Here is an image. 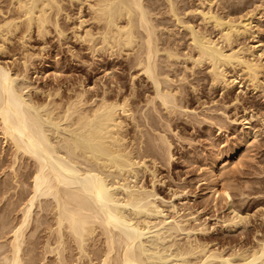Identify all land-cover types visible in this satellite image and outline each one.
<instances>
[{
  "label": "bare ground",
  "instance_id": "6f19581e",
  "mask_svg": "<svg viewBox=\"0 0 264 264\" xmlns=\"http://www.w3.org/2000/svg\"><path fill=\"white\" fill-rule=\"evenodd\" d=\"M143 1L145 0H0V54L5 53L7 44H12L11 40L14 37H17L16 41L21 46L20 58L15 57L14 60H10L11 62H8L9 60L0 62L2 172V168L9 161L7 164L9 171L3 173L7 175V179L5 178L4 183L0 185V196L3 198L12 190L11 197L14 198L8 201V206L1 207L0 210V264H210L217 259L219 262L217 264H264V236L256 238L257 242L252 245L249 243L250 246L247 244L243 247L234 246V249L225 251L196 236L199 233H208L206 232L208 227L205 221L200 222L194 213L183 214L174 203H170L171 205L166 203L169 206L162 207L156 201L158 194L154 189L155 180L151 181L152 185L149 188L141 182L140 175V172H148L154 179L156 161L150 155H153V149L156 147L153 148L151 143H146L143 148L142 143L146 138L139 129L142 122L138 120L141 118H136V107L134 108L135 104L131 103L136 100L134 94L138 89L135 88L137 86L134 78H138L142 71L145 78L141 80H149L155 90L151 98L150 95H146L147 102L154 105L151 110L159 112L161 108L168 118L176 114L178 108L184 107V111L189 109L186 107L188 103L180 105L182 101H186L180 95L184 93L171 86L172 83L177 85L175 82L180 85L187 77L181 74V81L172 82L171 76L176 78V75H173L174 73L168 75L169 73L161 71L160 65L164 64L169 65L170 70L176 68V64L177 68L181 65L184 71L188 70L185 75L194 73L197 68L205 67L210 88L218 86L227 92L237 84L240 92L245 91L244 85L247 87L249 85L255 92L264 88V77L262 79L264 43L262 39H257L251 44L244 42L247 38L254 39L258 35L260 27L257 25L258 22L254 23L253 18L255 17L253 11L258 10L232 17L233 11L230 9L232 12L230 16L226 11L227 14L224 16L218 11L217 13L213 11V0H197L199 4L196 3L195 8H192L199 14L197 16L201 23L200 27L199 24H195L196 20L191 23L184 20L185 15L184 19L180 17L185 10L179 13L175 1L166 0L167 4H164L166 15L171 16L173 18L171 21L176 24L173 28L175 30H171L175 32L176 29L182 28L186 33L187 44L186 42L184 44L188 48L187 51L184 49L186 52L184 50L180 52L178 45H174L177 42L173 38L175 47H172L169 41V46H161L164 44L161 41L164 28L160 31L159 25L164 23L160 22L159 25L153 23L150 11L157 6L147 9L148 4L145 5ZM220 1L223 4L229 0ZM65 3L70 8L74 7L73 16V13L65 11ZM229 4L231 3H228L227 7L232 6ZM160 11L158 10L159 15ZM156 12L154 18L158 14ZM63 13L68 21L74 18L72 28L74 41L92 55L107 52L109 56L115 54L117 56L118 53L119 58L124 54L134 56L131 62L139 67L140 74L136 72L137 75L133 73L130 75L128 94L117 83L118 85H115L117 95L111 91L108 96L107 89L100 90L102 94L92 93L94 95L88 97V88L82 85L81 88L75 89L72 85L66 89V94L69 92V95L63 97L61 86L39 91L36 89V93L42 94L43 99H34L30 92L26 90L24 92L26 84L17 85L18 79L24 81L27 79L32 59L40 55V51L46 47L44 39L46 40L47 35H52L51 32L54 30L59 38L63 39L66 36V30L59 24V17ZM210 27L216 32L209 31ZM156 28L162 35L161 39H158L160 36L158 37ZM166 30L171 32L170 29ZM169 31L166 32L170 33ZM168 33L166 36L171 35ZM179 33L175 32L172 35ZM34 36L42 41L38 52L29 49L30 40ZM159 41L162 43L159 44ZM68 50L72 54L74 47L70 46ZM74 55L76 56V53ZM158 56H162L163 59L158 60ZM161 60L163 63L158 64ZM19 62L21 69L13 71L15 64ZM130 65L132 66L131 63ZM228 68L231 72L233 70L232 74ZM35 72L38 73L37 70ZM238 77L242 79L238 80ZM225 94L227 93L223 95ZM239 100V96L236 95L232 101L236 105ZM142 117L147 124L152 121L150 116ZM130 122L135 126L132 136L128 130ZM255 130L247 131L245 138L246 136L247 140L257 138L261 132ZM141 137L144 139L141 140ZM157 137L159 141L156 143L148 140L164 145V148L157 145L158 151L161 148L163 154L164 152L167 154L165 158L171 157V142L165 135ZM7 145L9 153L5 152ZM147 157L153 168H149L150 164L147 165ZM219 164L214 163L208 169L214 187L217 185L218 173L221 172ZM227 188L226 186H222L220 190L214 188V192L227 193ZM37 207L42 214L36 212L37 209L35 211ZM14 211L19 212L18 216H15L18 217L15 222L9 218V214ZM232 212V215L222 219L224 227L228 229L240 225L243 220L238 212L235 213L234 210ZM145 213H153L154 217ZM153 229L157 230L155 238L158 240L162 238L164 241V238L167 239L166 236L172 234L174 237L180 235L182 239L185 237L182 244H179L182 239H179L180 241L172 239L167 245V248L174 246L172 252L181 260L178 262L169 260L170 258L161 253L164 251L161 249L151 254L145 253L147 250L139 241L144 234ZM42 230L45 234L39 235ZM38 248L41 249L40 254L36 252Z\"/></svg>",
  "mask_w": 264,
  "mask_h": 264
},
{
  "label": "rangeland",
  "instance_id": "374dc122",
  "mask_svg": "<svg viewBox=\"0 0 264 264\" xmlns=\"http://www.w3.org/2000/svg\"><path fill=\"white\" fill-rule=\"evenodd\" d=\"M158 1L157 0H151V1L145 0L143 1V3L145 5L148 4L147 5L148 7L146 6L147 9H149L151 6H155V7L157 6L152 11H150V15H151L150 17L153 23L156 25H159L160 22L164 23V24L159 25V27L161 28L158 27L160 31H162V29L164 28L162 31L164 32L162 33V35L164 36H162L159 29L156 28L158 31L157 33L158 37L160 36L158 39H161V36L163 38V40L161 41L164 44H162L161 46L162 47H164L163 45L169 46L170 44L172 45V47H175L174 45H178V47L176 46L179 49L178 51L183 52L184 49L186 50L188 48V46H186L187 37L185 36L186 34L185 30L178 27L182 31H180L179 29H176L180 33L175 31L176 33H179V34L178 35L175 34V36H173L175 32H173L172 30H175L173 28L174 26H176V24H174L175 23L174 21L173 22L171 21L173 19L171 16L167 17L168 15H166L167 14V12H165L166 5L164 4L165 3L167 4V2L166 0L164 1L158 0ZM173 1H175L174 3L177 9L179 10L178 11L179 13L185 10L182 14H180V17H183L185 15L184 16L185 19L184 17L183 19L191 21V23H193L192 21L196 20L195 24H199L198 26L201 27L199 17L197 16L199 14H196L198 13L197 10L194 11V9L192 8L196 5V3L199 4L197 0H190V1L189 0H173ZM213 1H214V3L212 4V7H214L212 8L214 9L213 11H215L216 13L218 11L221 15L228 13L230 16V13H232L231 11H233V14H231L232 17L233 16L238 17V16L245 15L246 12H250V11L257 9L258 11L256 12L258 13L253 11L255 14V17L253 18H254V23L256 22L259 23V24L257 23L258 27H260L258 31V35L254 39L247 38L246 40H244V42H248L249 44H251V43H254L255 40L257 39H262L261 41L264 43V30H263L264 29V0H234L235 2H233L232 0H229L231 2L228 1L227 3H223V4L220 0L218 1L213 0ZM228 3H231L229 5H232V6L227 7ZM236 3L238 4L236 5ZM182 4L184 6L185 5L187 6L181 8V6H183ZM221 4L222 6H219ZM152 8L153 7H151V9ZM66 10L70 14H72L74 12V7L70 8V6L67 3H65V11ZM158 10L160 11L161 15H159ZM186 10H188V12ZM227 10H229L230 12ZM155 11L158 12V14L156 12L158 16L156 15V17L154 18L153 15L155 14ZM163 12L165 14H163ZM73 15L74 13L72 14V16ZM163 16L165 17V19ZM60 17H59V24L60 25L62 24L61 27L63 26V29L66 30V36L63 37V39H61L57 36L54 30L53 32H51L52 35L48 34L46 37V40L44 39L46 43L45 49L43 51H40V55L32 59L33 61L32 65H29L28 67L27 79H25V81L18 79L17 81L19 82H17V85L20 84L22 86L26 84V88L24 87L23 89L24 92L25 90L26 92L27 91L30 92L31 96H33L34 99H37V98L43 99L42 94L36 93L37 91H39V89L44 90V89H48L52 87L55 88L57 86H61L62 97L63 95L66 96L69 93L67 91L68 93L66 94V89L70 88L72 85H73L72 88H75V89L81 88L80 86L82 85L88 88V93H89L88 97H91L92 95H94L92 93L100 92L98 94H102V91L107 90V89L109 90V92L107 91L108 96H110L109 94L111 93V91H112V94L114 93L118 94V91L117 90H116L117 92L115 91V89H117V87L115 86L117 83L121 85L123 87L122 90H124V92L128 94V92L130 91V85H129L131 81L130 75L132 73L136 75L137 73L138 74L142 73L141 75L137 76L138 78H134L136 80V81L134 80L135 85L137 86L135 88H138V89L135 91V94H134L135 96L134 99L136 100L132 101L133 100L132 99L133 96H132L131 103L135 104V105L132 104V106L134 105L133 107L134 108L136 107L135 108L136 109L135 116L137 115L136 118L138 117L137 119L141 118L142 120V121L138 120V122H142L140 123L141 127H139V129L142 130L144 135H148V136L143 135V137L146 138V140H143V143H142L143 148H145L144 144L146 143H151L153 148L156 147L153 149L154 150L152 153L153 155H150V156L151 157L153 156L155 158L156 165L154 168L155 170L156 169L157 170L155 171L154 179L150 177L151 175L148 174V172L147 173L140 172V175L142 177L141 182L150 188V186L152 185L151 181L155 180L153 183L154 189L156 193L158 194V200L156 201L160 203L162 207L167 206L170 203L172 204L174 203V205L176 204V206L180 208V211H182L181 213L186 214L187 212L188 213L192 212L195 214V216H197V218H199L200 222L205 221L204 223L208 227V230L206 232L208 233L206 234L199 233L201 235L196 234V236L199 237V239L203 238L204 240L210 242L209 244H211L212 246L214 245L215 247L218 246L220 248H223L226 251V250L234 249L233 248L234 246L243 247V246H246V244L248 246L249 243L251 245L255 244L254 242H257L255 240L256 238L259 239L262 236H264V222H263L264 221L263 219L264 218V96H263L264 88H261L259 89L260 91L257 90L255 92L251 90V87L249 85L248 87L247 85H244L245 91L240 92L238 91L240 87H238V84H237V85H234V87L227 92V91H223L218 86L210 88L208 84L209 78L207 77L208 74L206 73L207 71L205 67L197 68L195 71L197 72V74H195V72L191 73L189 71L190 73H187L185 75V73L188 72V70L184 71L183 67L180 64L179 65L180 67H182L183 70H181L179 66H178L179 68H177L176 65L178 64L175 65L176 68H173V69L171 68L172 70H170V67L167 64H164L163 66L160 65L161 66L160 70L164 71V73L166 74L169 73L168 75H172L174 73L173 75H176V78H174L175 76H171L172 82L181 81L180 80L181 74L187 77L183 80L184 82H182L184 85H182V83L181 84L179 83L180 85H178V82H175L177 83V85L172 83L174 85L171 84V86L172 87L175 86L176 88L180 90V92L182 91L184 93V95L183 94H180V95L182 98L184 97L183 99L186 101L183 102L181 100L182 102L180 101L181 103L180 102L179 103L180 105L188 103L186 107H188L189 109L185 108L186 111H184L183 109L184 107H181L182 109L178 108L179 110L177 109L176 110L177 112L175 111L176 114H172L170 115V117L167 118L165 116L164 111H162L161 108H159L160 109L159 112L158 111L155 112V110H151V108L154 107V105L152 103L149 104V102H147L148 98H146V95L147 96L150 95L149 98H151L153 96V93L155 92V90H153L154 87L151 85L152 83L149 82V80H146V79H145L146 81L141 80V78L142 79L145 78V75L142 71L139 73L140 71L139 67L136 65L134 66L133 65L134 63L131 62L134 60L133 59L134 56L132 54L131 55L124 54L123 56L121 55L120 58H119L118 53H117V56L116 54L115 55L113 54L114 56H111V55L109 56L107 52L106 53L97 52L96 55H92V53L88 52L81 45L77 44V42H75L74 39L72 38V28H73L74 18L68 21L64 18V13L61 14ZM155 19H157V21L159 22L157 23ZM166 20L168 21L165 22ZM169 21H171V23ZM165 28L170 29V30L172 29V30L170 32L169 30H166ZM208 30L213 31V33L216 32L215 29L211 27L208 28ZM166 31H169L170 33ZM167 33L171 35L166 36ZM181 36L185 37L186 39L182 38ZM16 38L15 37L12 38L11 40L12 44L11 43L7 44L9 48L7 47L8 49L6 48V50H4L5 53L1 52L2 53L0 54L1 63L8 61V60H9L8 62H11L12 60H14L13 58L15 57L20 58L21 46L19 45L18 41H16L18 40ZM164 38H167V39H164ZM168 38L170 39L173 38L174 41H176L177 43L173 42V39L171 40L172 41L171 42L170 39ZM168 41H169V44H168ZM162 42L159 41V44H161ZM185 42L186 44H184ZM40 46H42L41 39H37V37L34 36L30 40L29 49L33 52H38ZM70 46L74 47V52L72 54H70L68 50V47ZM161 46L159 47L161 48ZM177 48L175 50H177ZM185 50L184 52L187 51ZM263 50H264V47H263ZM16 51L17 53H15ZM160 52H162V48ZM75 53H76V56L74 55ZM158 55H160V53H158ZM161 55L162 56L164 55L163 52L161 53ZM162 56L161 57L158 56V60H160L159 58L163 59L165 55L163 57ZM129 58H132V60ZM263 61H264V54H263ZM161 62L162 60L158 61V64H160ZM130 63L132 64V66L130 65ZM164 63H166V61H164ZM165 65H167L169 69L166 68L167 66ZM21 67L22 66L19 62L15 64L13 71H17L21 69ZM135 67L138 68L137 69L138 71H136ZM164 68L168 70L166 69L164 70ZM35 70H37L38 73H36ZM173 70L174 71L176 70V71L174 72ZM170 71H172V73ZM179 71L181 73H178ZM232 73H233V70L231 72V69H230V74ZM263 77L264 76H262V79ZM175 79H178V80H175ZM239 79H242V78L238 77V80ZM27 85L29 86L31 85V86L27 87ZM112 86L113 88H111ZM263 87H264V84H263ZM36 89L37 91H35ZM194 91L196 92L194 93ZM262 91L263 93H261ZM124 92L121 91V93H124ZM222 93L223 94L227 93V94L223 95ZM236 95L239 96L240 100L238 102L239 104L236 102V105H235L234 104L235 102L232 100ZM111 96L114 97L113 95ZM155 104L157 105V103ZM138 108H140L141 111ZM192 109L193 111L188 112V110H192ZM150 111L152 112L150 113ZM179 111H182V112H179ZM138 112L140 115L137 114ZM160 112H163L164 114H161ZM193 112H196V113H193ZM142 113L143 114L145 113L144 115L152 117V121H149L148 124L145 123L147 121L143 119L142 116L144 115H141ZM150 123L152 125H150ZM129 124L130 125H128L129 126L128 128L130 129L128 130L130 132L129 135H131V133L133 134L132 132L133 130L135 132V129H133L135 128V126L133 125L132 122H130ZM251 127L253 130L256 129L255 131L259 130V132L261 133L254 140L253 138L247 140V136L245 138V135L247 134V131L249 132V130H252L250 129ZM150 134H153L154 136L153 135L150 136ZM159 135H165V137H167L169 142H171V146H170L171 147L170 149L171 157L169 158H165L167 157L166 156L167 154H165V152L163 154V150L161 148H159L160 150L158 151L157 145L161 147L164 146V145H159L161 143H158V142H157L158 144H155L156 141H159L157 137ZM150 137H153L156 139H153V138L151 139ZM144 138L141 137V140ZM138 139L140 138L138 137ZM148 139H150L151 141L155 143L151 142ZM0 147H2V143ZM8 148L9 146L5 148L6 153L10 152V151L7 152ZM156 152H159V153H156ZM7 157H9V155ZM166 159L168 160L170 159V160L168 161ZM146 160H147V165L150 164L149 168H153L152 167L153 164L150 163L149 157H147ZM214 163H220L219 169L221 171L218 173L219 177L217 179V185L215 187L213 186L214 184L212 183L213 179L208 173L209 167L212 166ZM7 164L4 165L5 166L3 167L4 169L2 168L3 172L0 170V185L2 184L4 180L7 179L6 178L7 175L3 174L5 171L7 172L9 171ZM212 186L219 190L222 186L223 187L226 186L228 187L227 188L228 194L223 191L215 193L214 188ZM11 191L12 190H10L7 194H5L3 198L0 196V198L2 199L0 201V210H1V207L3 208L6 205L8 206V201L12 199L14 200V198L11 197ZM4 202H5V205H4ZM36 209L38 210L39 208L38 207L35 208V211ZM233 210L234 212L235 211L238 212L237 214L240 215L241 218L243 217V220H242V223H240V225H237L234 228L228 229L224 227V223L222 222V219L227 218L228 216H230V214L232 215ZM36 212H39V214H42L40 210ZM36 212L34 214L35 217L37 214ZM18 214L19 212L17 211L11 212L9 214V218L15 222L17 221V218H18L15 216H18ZM145 215H150V217H154L153 213L152 214L145 213ZM42 231L39 232V235L42 233L43 235L45 234V231L43 232ZM156 231L157 230L153 229L141 237L140 239L141 241H139V243L144 247L145 250H147V252L145 251V253L151 254L155 250L159 251L161 249V250H164L163 252L161 251V253L165 255L166 258L168 259L170 258L169 260L173 262L175 261L178 262L179 260H181L179 257H176L174 253L172 252L174 249L173 248L174 246L167 248V245L168 243L171 242L172 239L173 240L175 239L177 241L179 239H182V236L176 235V237H174V235L172 234L171 236H169L170 239L168 236H166L167 239L164 238L165 240L163 241L161 240L162 238H160V240L155 238L156 233H157ZM184 238L182 239L183 241L179 240L180 243L179 241L178 243L182 244L185 240ZM41 240H43V236ZM38 249L39 250H36V252L38 251L37 253L40 254L39 252L41 249L40 248ZM171 252L173 253V255ZM189 258L193 259L192 256L191 257L189 256ZM214 261L215 260H213V262ZM217 261H215V263L210 262V264L219 263Z\"/></svg>",
  "mask_w": 264,
  "mask_h": 264
}]
</instances>
